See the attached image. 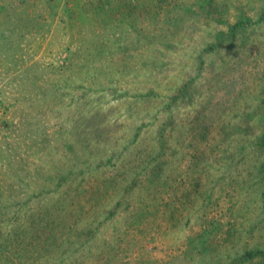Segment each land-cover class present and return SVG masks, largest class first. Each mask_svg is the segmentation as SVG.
I'll list each match as a JSON object with an SVG mask.
<instances>
[{
  "label": "rangeland",
  "instance_id": "1",
  "mask_svg": "<svg viewBox=\"0 0 264 264\" xmlns=\"http://www.w3.org/2000/svg\"><path fill=\"white\" fill-rule=\"evenodd\" d=\"M160 1L0 0V264H264V0Z\"/></svg>",
  "mask_w": 264,
  "mask_h": 264
},
{
  "label": "trees",
  "instance_id": "2",
  "mask_svg": "<svg viewBox=\"0 0 264 264\" xmlns=\"http://www.w3.org/2000/svg\"><path fill=\"white\" fill-rule=\"evenodd\" d=\"M163 2L165 1V0H162ZM162 1H160V2H162ZM171 2V4L173 3V1L171 0L170 1ZM99 3H103L102 1H99ZM165 3V2H164ZM244 23H237L236 25H234L233 27H232V29H230V32L232 33V34H234V32H235V30H237V28H239V26H242ZM167 33V32H166ZM186 92H187V86H184L183 88H181L180 89V91H179V93L180 94H186ZM263 119H264V114H263ZM202 131L203 132H205V129H202ZM207 131V130H206ZM206 134V133H205ZM253 149H254V153H256L257 154V159H258V157L260 158V159H262V163H261V165H260V167H259V169H260V172H261V170H264V129L261 131V133H259V135L257 136V138H256V140H255V142H254V144H253ZM259 169H258V171H259ZM155 170H158V169H153V171H155ZM263 199H264V196H263Z\"/></svg>",
  "mask_w": 264,
  "mask_h": 264
}]
</instances>
